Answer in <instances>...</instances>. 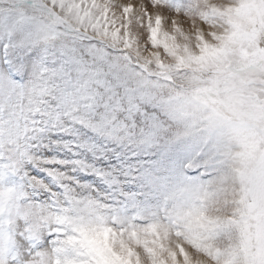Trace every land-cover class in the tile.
<instances>
[{"label": "snow or ice", "instance_id": "6c2138e0", "mask_svg": "<svg viewBox=\"0 0 264 264\" xmlns=\"http://www.w3.org/2000/svg\"><path fill=\"white\" fill-rule=\"evenodd\" d=\"M0 264H264V0H0Z\"/></svg>", "mask_w": 264, "mask_h": 264}]
</instances>
